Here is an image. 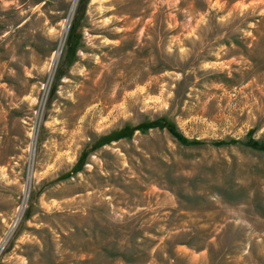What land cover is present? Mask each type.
I'll return each instance as SVG.
<instances>
[{
    "label": "rangeland",
    "instance_id": "1",
    "mask_svg": "<svg viewBox=\"0 0 264 264\" xmlns=\"http://www.w3.org/2000/svg\"><path fill=\"white\" fill-rule=\"evenodd\" d=\"M250 142L264 0H0V264H264Z\"/></svg>",
    "mask_w": 264,
    "mask_h": 264
},
{
    "label": "trees",
    "instance_id": "2",
    "mask_svg": "<svg viewBox=\"0 0 264 264\" xmlns=\"http://www.w3.org/2000/svg\"><path fill=\"white\" fill-rule=\"evenodd\" d=\"M249 145L254 147V148H256V149H258V150H264V146L260 145V144H258L256 142H250Z\"/></svg>",
    "mask_w": 264,
    "mask_h": 264
},
{
    "label": "bare ground",
    "instance_id": "3",
    "mask_svg": "<svg viewBox=\"0 0 264 264\" xmlns=\"http://www.w3.org/2000/svg\"><path fill=\"white\" fill-rule=\"evenodd\" d=\"M74 7H75V3H74V5H73V8H72V9H74Z\"/></svg>",
    "mask_w": 264,
    "mask_h": 264
}]
</instances>
